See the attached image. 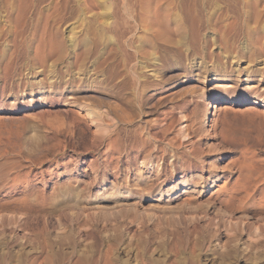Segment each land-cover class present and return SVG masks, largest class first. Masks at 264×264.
Listing matches in <instances>:
<instances>
[{"label":"rangeland","instance_id":"obj_1","mask_svg":"<svg viewBox=\"0 0 264 264\" xmlns=\"http://www.w3.org/2000/svg\"><path fill=\"white\" fill-rule=\"evenodd\" d=\"M82 1L0 0V264H264V35L242 0ZM116 128L129 150L98 145Z\"/></svg>","mask_w":264,"mask_h":264},{"label":"bare ground","instance_id":"obj_2","mask_svg":"<svg viewBox=\"0 0 264 264\" xmlns=\"http://www.w3.org/2000/svg\"><path fill=\"white\" fill-rule=\"evenodd\" d=\"M42 1V0H41ZM41 1H39V0H37V2H41ZM81 1V0H80ZM27 2V1H26ZM36 2V3H37ZM83 2H85L84 0L81 2V3H83ZM28 3V2H27ZM77 3V2H76ZM79 3V2H78ZM215 3V2H214ZM26 4V3H25ZM30 4V3H29ZM80 5H84V3L83 4H80ZM15 6V5H14ZM82 6H81V8H82ZM80 7V6H79ZM15 8V7H14ZM14 8H13V10H14ZM26 8V7H25ZM85 8V7H84ZM84 8H83V10H84ZM79 9V8H78ZM231 9L238 15V18L239 19H241V21H242V23L244 22V24H242V25H245V27L246 28H244L245 30L246 29H248V28H250L251 27V29L252 28H254L253 26H250V23L251 22H254L256 25L255 26H257V27H259L258 29H259V31H261L262 33H263V35H264V0H246V1H244V0H242V2H240L239 4L238 3H235V2H233V4H232V6H231ZM24 10H26V9H24ZM91 11V10H90ZM89 11V12H90ZM82 12H84V11H81V13ZM88 12V13H89ZM106 12V11H105ZM104 12V13H105ZM96 13V12H95ZM107 13H110V12H107ZM107 13H105V14H107ZM92 15H93V13H92ZM99 15V14H98ZM101 15V14H100ZM93 16H96V15H93ZM104 16V14L102 15V17ZM108 16V15H107ZM102 17H101V19H102ZM105 17V16H104ZM97 18V16L95 17V19ZM98 18H100V17H98ZM106 18V17H105ZM209 18V17H208ZM92 19V18H91ZM178 19V18H177ZM211 19V18H210ZM94 20V19H93ZM92 20V21H93ZM108 20V19H107ZM110 20V19H109ZM108 20V21H109ZM207 20V19H206ZM104 21V20H103ZM102 21V22H103ZM106 21V20H105ZM179 22H178V24L176 23L177 21H175L174 23H176V26L178 25V28L180 29V38H181V40H185V38H186V36H187V32H186V27H185V25L181 22V20L179 19L178 20ZM207 21H209V20H207ZM94 22V21H93ZM98 23V22H97ZM101 23V22H100ZM116 24V23H115ZM103 25H109V22H108V24H104L103 23ZM111 25V24H110ZM114 26V25H113ZM248 27V28H247ZM257 27H256V29H257ZM103 29V28H102ZM108 29H110L109 27H108ZM107 29V30H108ZM112 29V28H111ZM255 29V28H254ZM253 29V30H254ZM49 30V29H48ZM253 30H251V31H253ZM52 31V30H51ZM177 31H178V29H177ZM255 31V30H254ZM253 31V32H254ZM50 32V31H49ZM59 31H54V32H51L52 34H53V38L55 39V40H57V42H58V44H59V36L61 35L60 33H58ZM249 32V31H248ZM256 32V31H255ZM45 33H46V31H45ZM51 33H48V34H50L49 36H51ZM262 33H261V35H262ZM48 34H47V36H48ZM60 34V35H59ZM179 34V33H178ZM250 34V33H249ZM45 35V34H44ZM45 37V38H48V37ZM252 36V35H251ZM44 37V36H43ZM52 37V36H51ZM62 37V36H61ZM264 37V36H263ZM50 39V38H49ZM52 39V38H51ZM52 40L53 42L55 41V40ZM40 40V39H39ZM45 40V39H44ZM46 41H47V39H46ZM50 42V41H49ZM56 42V43H57ZM61 42V41H60ZM55 42H54V44H56ZM65 43V42H64ZM47 44H49L48 42H47ZM50 44H51V42H50ZM72 44H70L69 46H71ZM73 45H74V43H73ZM133 45L134 44H115V53H116V57L115 58H117L116 60H118V64H117V66L120 68V65L121 66H128L129 64H130V62H131V60H134V57H133V54H135V53H132V51H130V48H132L133 47ZM60 46V47H59ZM59 46H56V48H58L57 49V51H55L56 49H54V51L52 50V52H55L54 54L55 55H59V54H62V50L64 49V48H62L63 47V45L62 44H60ZM141 46V45H140ZM65 47V46H64ZM55 48V47H54ZM71 48H72V46H71ZM70 48V49H71ZM138 48V47H137ZM65 49H67V48H65ZM73 49V48H72ZM141 49V48H140ZM138 50V51H141V50ZM68 50V49H67ZM66 51V50H65ZM68 52H70V51H68ZM53 54V55H54ZM65 54V53H64ZM64 54H63V56H64ZM137 54V53H136ZM68 55V54H67ZM66 55V56H67ZM145 55H146V53H145ZM52 56V55H51ZM53 57V56H52ZM146 57H148V55H146ZM62 60V57H59L57 60H56V62H59V61H61ZM64 60V59H63ZM60 63V62H59ZM55 65H56V63H55ZM56 66H58V65H56ZM55 66V67H56ZM142 66V65H141ZM133 67H134V65H133ZM132 66H130L129 65V68H128V70H127V72L126 73H124V75L121 73H119L118 71H116L117 69H119V68H117V69H115V72H118L117 74L115 73V76H116V80H119L117 83H119L120 84V86L121 87H124V88H127V89H129L130 88V90H133V91H135V93H136V95H141V94H144V92L147 90V88H148V85L150 84L146 79H145V76H143L142 74H138L137 72L138 71H135V67L133 68ZM123 68V67H122ZM138 68V67H137ZM145 68V67H144ZM54 69H56V68H54ZM52 70V69H51ZM57 70V69H56ZM80 70H82V68L80 69ZM140 70V69H139ZM53 71V70H52ZM55 71V70H54ZM83 71V70H82ZM81 71V72H82ZM126 71V70H125ZM86 71H84V73H85ZM55 72H53L52 74H54ZM83 73V74H84ZM62 74V73H61ZM70 74V73H69ZM86 75H87V73H85ZM60 75V74H59ZM63 75V74H62ZM62 75H60V76H62ZM54 76V75H53ZM58 76V75H57ZM123 77V78H122ZM117 78H119V79H117ZM122 78V79H121ZM118 84V85H119ZM155 84V83H154ZM117 85V84H116ZM151 85H152V83H151ZM149 89V88H148ZM139 98H140V96H139ZM138 99V98H137ZM137 99L135 100V102H138L137 101ZM141 100V99H140ZM223 100V99H222ZM222 100H220V101H218V102H222ZM135 102H133V104H135ZM229 104L228 105H226L227 107H224V110H228V109H230V107L229 106H235V105H238V106H243V105H247V104H250V103H252V104H254L255 106L256 105H260V103L257 101V100H248V99H231V100H229ZM130 105H132L131 103H129ZM128 104V105H129ZM137 104V103H136ZM139 104V103H138ZM140 105V104H139ZM138 106V105H137ZM84 108V107H83ZM218 108V107H217ZM85 109V108H84ZM257 109V108H256ZM86 111H87V114H88V116L89 117H91V119H92V121L94 120V118H96V119H98V120H100V118L102 117V116H100L99 114L97 115L93 110H91V109H85ZM213 110H215V106L213 105V104H210L208 107H207V114H206V117H205V122L207 123V122H209L210 121V117H211V115H212V113L214 112ZM124 114V113H123ZM106 119V118H105ZM105 121V120H104ZM104 131V130H103ZM114 132V134H112ZM113 132H105V133H102L101 132V135H99V136H97V143H98V145H100V144H102L103 145V143L106 141V140H109V139H111V137H112V135H118V138H117V140L115 141V143H116V145L114 146L116 149H118L119 151L120 150H129V147H128V145L126 144V140L127 139H125L124 137H121L122 136V134L124 135V136H126L128 133H129V130L127 129V128H116ZM95 145H96V143H95ZM133 145V144H132ZM97 147V146H96ZM143 163H145V162H142V164ZM213 182V181H212ZM222 213V212H221ZM244 223V222H243ZM237 226V225H236ZM239 226V225H238ZM248 226V225H247ZM233 227H235L234 225H233ZM236 228V227H235ZM238 229V228H237ZM240 229V228H239ZM231 230V229H230ZM235 229H233L232 231H234ZM235 231H237V230H235ZM239 231V230H238ZM257 231V230H256ZM235 233H237V232H235ZM255 234V233H254ZM259 234V233H258ZM235 239V238H234ZM236 240V239H235ZM232 242V241H231ZM230 242V243H231ZM233 243H234V241H233ZM229 245V244H228ZM235 246V245H234ZM229 247V246H228ZM236 247H238V246H236ZM230 248V247H229ZM232 249V248H231ZM230 249V250H231ZM234 249V253L236 254L237 252H236V250H235V247L233 248ZM238 249V248H237ZM229 250V251H230ZM238 251V250H237ZM1 253V252H0ZM229 254L230 253H232L231 251L230 252H228ZM234 254V255H235ZM231 255V254H230ZM233 256V254L230 256V257H232ZM0 257H1V254H0ZM6 257V256H5ZM224 257V256H223ZM234 257V256H233ZM151 264H163L162 262H153V263H151ZM180 264H188L187 262H183V261H180Z\"/></svg>","mask_w":264,"mask_h":264}]
</instances>
